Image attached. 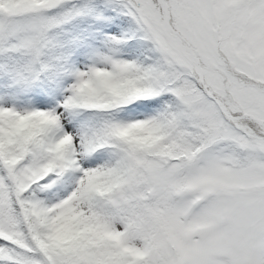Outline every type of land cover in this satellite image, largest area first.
<instances>
[{"label":"snow or ice","instance_id":"6c2138e0","mask_svg":"<svg viewBox=\"0 0 264 264\" xmlns=\"http://www.w3.org/2000/svg\"><path fill=\"white\" fill-rule=\"evenodd\" d=\"M0 264H264V0H0Z\"/></svg>","mask_w":264,"mask_h":264}]
</instances>
